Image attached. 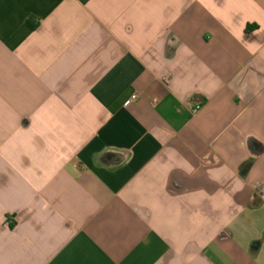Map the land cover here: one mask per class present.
Masks as SVG:
<instances>
[{
	"label": "crops",
	"instance_id": "obj_1",
	"mask_svg": "<svg viewBox=\"0 0 264 264\" xmlns=\"http://www.w3.org/2000/svg\"><path fill=\"white\" fill-rule=\"evenodd\" d=\"M0 264H264V0H0Z\"/></svg>",
	"mask_w": 264,
	"mask_h": 264
},
{
	"label": "built area",
	"instance_id": "obj_2",
	"mask_svg": "<svg viewBox=\"0 0 264 264\" xmlns=\"http://www.w3.org/2000/svg\"><path fill=\"white\" fill-rule=\"evenodd\" d=\"M138 99V95L137 94H134V95H132V97H131V99H130V103L131 102H134L135 100H137ZM201 109V106L199 105V106H197L196 108H195V110H194V112H197V111H199Z\"/></svg>",
	"mask_w": 264,
	"mask_h": 264
}]
</instances>
